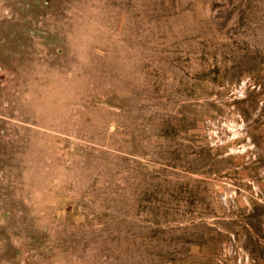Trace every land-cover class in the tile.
<instances>
[{"label": "rangeland", "instance_id": "obj_1", "mask_svg": "<svg viewBox=\"0 0 264 264\" xmlns=\"http://www.w3.org/2000/svg\"><path fill=\"white\" fill-rule=\"evenodd\" d=\"M0 264H264V0H0Z\"/></svg>", "mask_w": 264, "mask_h": 264}]
</instances>
